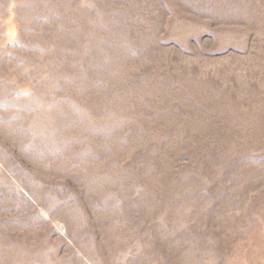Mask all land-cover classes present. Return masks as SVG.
Masks as SVG:
<instances>
[{
	"label": "rangeland",
	"instance_id": "obj_1",
	"mask_svg": "<svg viewBox=\"0 0 264 264\" xmlns=\"http://www.w3.org/2000/svg\"><path fill=\"white\" fill-rule=\"evenodd\" d=\"M0 264H264V0H0Z\"/></svg>",
	"mask_w": 264,
	"mask_h": 264
}]
</instances>
